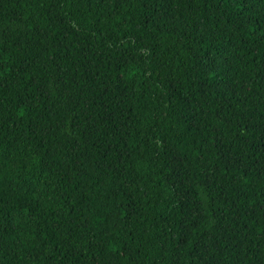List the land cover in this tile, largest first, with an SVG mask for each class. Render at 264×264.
I'll use <instances>...</instances> for the list:
<instances>
[{
	"label": "trees",
	"instance_id": "16d2710c",
	"mask_svg": "<svg viewBox=\"0 0 264 264\" xmlns=\"http://www.w3.org/2000/svg\"><path fill=\"white\" fill-rule=\"evenodd\" d=\"M0 264H264V0H0Z\"/></svg>",
	"mask_w": 264,
	"mask_h": 264
}]
</instances>
